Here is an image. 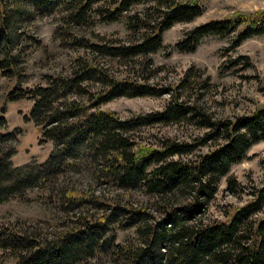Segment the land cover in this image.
Returning <instances> with one entry per match:
<instances>
[{"label":"trees","instance_id":"1","mask_svg":"<svg viewBox=\"0 0 264 264\" xmlns=\"http://www.w3.org/2000/svg\"><path fill=\"white\" fill-rule=\"evenodd\" d=\"M203 1L0 0L2 76H21L24 45L32 38L24 39L18 26L34 15L55 16L64 45L90 52L76 55L62 73L47 76L46 85L17 89L10 97L33 102L28 122L55 150L45 164L23 167L12 165L14 153L0 150V205L25 191H41L52 206L55 232L49 237L38 225H2V256L18 264H264V188L226 220H202L222 179L264 141V106L249 115L216 119L177 95L161 111L128 119L101 109L118 98L163 91L113 76L92 54L119 61L148 58L163 49L166 32L204 14ZM122 18L134 36L129 42L106 43L73 32ZM263 35L264 10L236 12L190 30L175 47L194 53L205 37L233 36L236 49ZM185 120L207 132L192 143L167 139L158 147L136 138L143 128ZM210 142L215 145L197 153ZM78 177L87 182L72 181ZM227 186L236 192L239 183L230 176ZM133 193L143 199L137 203ZM119 230H134L135 236L118 243Z\"/></svg>","mask_w":264,"mask_h":264},{"label":"rangeland","instance_id":"2","mask_svg":"<svg viewBox=\"0 0 264 264\" xmlns=\"http://www.w3.org/2000/svg\"><path fill=\"white\" fill-rule=\"evenodd\" d=\"M204 14L188 24H177L163 37V49L148 58L119 61L92 54V59L107 68L110 73L133 83L152 86L163 91L160 96L122 97L101 106L104 111L115 112L120 118L128 119L139 114L161 111L177 95L184 103L198 105L204 113L216 119H228L252 114L264 106V35L246 40L239 48L233 49V36H209L202 39L194 53H182L175 46L190 30L209 22L232 16L236 12L252 13L264 10V0H204ZM96 17V16H94ZM96 21V20H95ZM23 38L32 41L24 45V63L19 67L20 77H4L0 73V150L11 155L14 167H23L31 162L45 164L53 154L55 145L43 142V135L33 122H28L33 102L27 99L12 101L11 95L17 89L28 92L46 85L47 76L57 75L68 69L73 58L89 54L78 46H65L58 34L55 16L27 18L19 23ZM79 38L98 36L104 42L134 39L127 27L126 18L117 23L96 21L94 27L73 31ZM187 79V83L176 91ZM207 131L190 121L177 124H158L143 128L136 133L142 143L158 147L163 140L192 143ZM215 143L198 149L207 152ZM210 146V147H209ZM234 177L239 188L228 190L227 181ZM79 178V177H78ZM72 179L85 184L86 178ZM264 188V141L254 145L246 160L234 165L230 175L223 178L215 199L202 216L211 223L226 220L235 211L253 199L257 189ZM105 189V186L103 187ZM138 203L143 198L133 193ZM264 216V212L262 214ZM52 206L45 194L38 190L25 191L0 205V227L18 222L20 225L42 227L44 233L52 236L55 232ZM134 230H119L117 242L124 243L134 237ZM0 264H18L16 259L2 256Z\"/></svg>","mask_w":264,"mask_h":264}]
</instances>
